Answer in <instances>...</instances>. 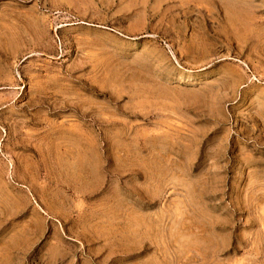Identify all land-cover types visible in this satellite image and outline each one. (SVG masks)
Masks as SVG:
<instances>
[{
    "label": "rangeland",
    "instance_id": "1",
    "mask_svg": "<svg viewBox=\"0 0 264 264\" xmlns=\"http://www.w3.org/2000/svg\"><path fill=\"white\" fill-rule=\"evenodd\" d=\"M0 264H264V0H0Z\"/></svg>",
    "mask_w": 264,
    "mask_h": 264
},
{
    "label": "bare ground",
    "instance_id": "2",
    "mask_svg": "<svg viewBox=\"0 0 264 264\" xmlns=\"http://www.w3.org/2000/svg\"><path fill=\"white\" fill-rule=\"evenodd\" d=\"M237 14V13H236ZM42 35V34H41ZM47 37V36H46Z\"/></svg>",
    "mask_w": 264,
    "mask_h": 264
}]
</instances>
